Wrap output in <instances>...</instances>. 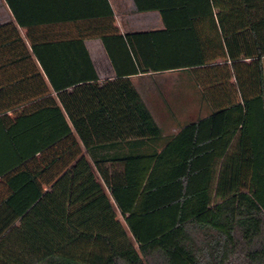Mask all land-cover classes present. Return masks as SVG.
<instances>
[{
	"label": "trees",
	"instance_id": "16d2710c",
	"mask_svg": "<svg viewBox=\"0 0 264 264\" xmlns=\"http://www.w3.org/2000/svg\"><path fill=\"white\" fill-rule=\"evenodd\" d=\"M5 1L0 264H264V0H134L164 26L103 35L105 80L40 27L109 0ZM169 71L207 112L175 134L132 80Z\"/></svg>",
	"mask_w": 264,
	"mask_h": 264
},
{
	"label": "crops",
	"instance_id": "0c3cea01",
	"mask_svg": "<svg viewBox=\"0 0 264 264\" xmlns=\"http://www.w3.org/2000/svg\"><path fill=\"white\" fill-rule=\"evenodd\" d=\"M114 11V21H112V26L106 28L104 26L105 19H99L96 21H78L75 23H62L53 26H42L40 27L41 35L43 31L47 35H51L56 38L63 37H75L84 36L86 45L91 53L92 59L96 65L99 75L102 80L106 78H114L115 71L111 64V61L106 52L105 46L101 37L106 34H111L118 32L125 34L128 31H144V30H156L163 28V22L158 11L150 12H138L136 10V5L134 0H109ZM15 23L14 15L11 12L9 6L5 0H0V46L3 44L4 31L6 29L7 23ZM11 26V24H9ZM9 26V27H10ZM22 36L25 38L26 43L30 45L27 38L28 29L19 27ZM0 58V70L2 68ZM11 67V66H10ZM17 67V66H16ZM19 67L25 69L26 62H21ZM155 73L142 74L132 76V80L141 92L144 100L147 98H154L153 95H157L162 100H168L167 97H163L162 89L159 80H156ZM5 77V74L0 71V79ZM178 92V88L175 92ZM147 95L148 97H146ZM166 110L170 113L168 104H166ZM152 111V110H151ZM153 112V111H152ZM13 116L12 112H9ZM154 114V113H153ZM155 116V114H154ZM156 121L158 122L156 116ZM159 123V122H158ZM160 124V123H159ZM174 133L169 134H175ZM17 224H20L17 222ZM2 260L0 254V261Z\"/></svg>",
	"mask_w": 264,
	"mask_h": 264
},
{
	"label": "rangeland",
	"instance_id": "374dc122",
	"mask_svg": "<svg viewBox=\"0 0 264 264\" xmlns=\"http://www.w3.org/2000/svg\"><path fill=\"white\" fill-rule=\"evenodd\" d=\"M155 78L160 82L162 96L167 97L168 100H162L157 95H153L154 98H147L146 102L166 134L174 133L179 130L183 123L196 120L200 115L205 116L207 114L206 111L200 110L196 95L192 94L195 92L194 90H189L184 96L181 94L185 93L182 89H178L180 94L175 93L178 83L187 80L186 73L169 71L156 74ZM166 104L169 106L170 113L166 110Z\"/></svg>",
	"mask_w": 264,
	"mask_h": 264
}]
</instances>
